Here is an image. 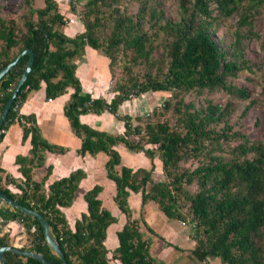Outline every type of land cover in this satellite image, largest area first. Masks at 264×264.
Segmentation results:
<instances>
[{
	"label": "trees",
	"instance_id": "1",
	"mask_svg": "<svg viewBox=\"0 0 264 264\" xmlns=\"http://www.w3.org/2000/svg\"><path fill=\"white\" fill-rule=\"evenodd\" d=\"M24 1L26 11L16 17L1 12L0 5V70L25 49L33 52L34 59L0 131L17 120L23 128L22 138L30 136L31 149L29 156L16 158L23 178L16 182L9 177L3 180L0 175V191L44 217L66 264H160L151 258L138 221L130 216V192L140 193L142 205L153 201L167 218L188 225L194 240L191 253L197 260L216 258L220 264H264V144L251 141L241 128L235 129L228 121L234 111L233 99L248 101L240 118L256 103V99H250L247 87L234 81L240 72L253 74L263 70L257 96L264 101V42L259 45V63L245 54V41L256 37L251 12L264 8V0H178L179 15L175 20L164 19L161 5L150 8L148 0H137L135 18L118 8L130 0H84L80 15L84 30L74 36L63 32L65 19L55 0H42L41 7H34L35 0ZM77 1H69L70 10L75 11ZM235 15L231 40L221 45L222 41L213 37L216 26ZM157 33L165 36L164 58L154 55L153 39ZM85 47L98 50L108 59L110 73L119 61H128L123 81L111 87L114 95L109 102H78L81 87L75 75V61L84 54ZM27 61L28 55H23L0 78V114ZM41 83L45 85L46 98L73 89L64 113L81 138L80 150L109 155L105 164L107 177L115 181L114 202L126 216V223L116 232L118 245L109 257L104 245L106 231L117 218L102 206L98 198L101 186L95 185L84 194L86 213L70 227L60 209L72 203L83 173L72 172L53 181L46 190L50 168L39 182L32 181V169L42 165L43 152L51 150V146L40 137L34 117L20 115L13 106H20ZM131 90L136 97L147 92L168 93L162 108L170 113L171 121L141 126L132 125L127 115L119 116L118 107L129 100ZM190 92L205 94L203 100L208 94L221 92L230 100L221 106L205 99L206 104L200 106L185 100ZM102 111L122 119L123 135H108L79 122L80 114ZM158 113L157 109L153 111L155 116ZM3 134L0 133V141ZM231 141L238 143L229 146ZM120 142L149 158L157 156L163 180H152V168L133 171L122 167L117 174L115 166L120 156L112 147ZM192 159L199 161L195 168L180 167L181 162ZM191 185L196 186L194 191H190ZM0 219L22 224L30 238L21 249L34 251L53 264L61 263L45 243L38 219L6 204L0 208ZM9 243L6 235L0 236V247ZM4 259L5 264H43L10 251L4 253Z\"/></svg>",
	"mask_w": 264,
	"mask_h": 264
},
{
	"label": "crops",
	"instance_id": "2",
	"mask_svg": "<svg viewBox=\"0 0 264 264\" xmlns=\"http://www.w3.org/2000/svg\"><path fill=\"white\" fill-rule=\"evenodd\" d=\"M68 36L80 33L82 25L76 23L75 19L70 23ZM75 75L80 82V93L78 102L80 105L94 99H104L109 102L114 95L110 87L109 61L98 50L85 47L84 54L76 59ZM73 93L72 88H67L66 93L55 97L46 98L45 85L41 83L40 88L30 91L25 100L20 104L18 113L22 116L34 117L35 127L40 137L46 141L51 150H45L43 163L40 167L31 171L32 181L39 182L44 178L47 168H50L49 175L45 181L44 188L58 179L68 177L72 172L81 171L83 177L76 187L72 203L68 207L60 210L64 214L70 227L80 218L82 213H86L87 205L84 194L93 186L99 185L102 190L98 198L110 213L117 218L115 224L110 225L106 231L105 247L108 249V257L118 245L116 232L121 230L126 223V216L122 214L116 203L114 195L116 193L115 181L107 177L105 164L109 155L104 151L95 154L82 152L81 138L70 126L69 120L64 113V107L70 101ZM141 107L145 110L152 106L149 102L143 104H121L118 107V115L131 116L137 114ZM129 114V115H128ZM108 111L101 113L87 112L78 116L79 122L90 129L103 132L112 136L124 134L125 126L122 119ZM133 125V124H132ZM22 125L13 121L5 130L0 141V175L2 179H10L20 182L23 178L19 171L16 158L19 156H29L31 143L30 136L22 138ZM120 156L119 164L115 166V172L120 173L122 167H128L133 171L138 168L151 169V178L154 182L163 180L161 163L158 157L149 158L142 151H134L123 143H117L113 147ZM7 188H13L6 184ZM0 201V208L2 207ZM134 206L138 208L134 216ZM128 207L132 219L138 221L139 230L147 240L148 252L152 259L160 264H218L216 258H208L204 261L197 260L191 253L194 247L191 229L187 224L182 225L180 221L167 218L159 209L158 205L149 201L142 205L140 193L130 192L128 196ZM161 212L163 215H159ZM6 235L10 241L9 246L27 242L28 235L24 227L15 221H4L0 219V236ZM20 246V248L22 247ZM219 261V260H218ZM110 264H119L118 261ZM220 264V262H219Z\"/></svg>",
	"mask_w": 264,
	"mask_h": 264
},
{
	"label": "rangeland",
	"instance_id": "3",
	"mask_svg": "<svg viewBox=\"0 0 264 264\" xmlns=\"http://www.w3.org/2000/svg\"><path fill=\"white\" fill-rule=\"evenodd\" d=\"M58 5L59 12L64 16L65 19V26L62 28L63 32L66 33L70 27V23L73 19H75L76 23L81 24L80 15L82 14V8L84 0H79L75 2V11L70 10L69 8V1L70 0H55ZM161 5V10L163 11L164 19H177L179 15V7H178V0H148V4L151 7H156V4ZM0 5L2 6L1 12L7 13L12 17L18 16L20 13L26 11V5L24 0H0ZM43 5L42 0H35L34 7H41ZM119 11L121 13H125L129 16L135 18V14L138 9V2L137 0H130L126 2H122L120 6H118ZM251 18L253 20V28L252 31L256 35L250 36V39L245 41V54L246 58L259 63L260 61V49L259 45L261 42H264V8H262L258 13L254 11L251 12ZM237 17H231L224 21L223 23L216 26L215 33L213 34L214 39L217 42L222 41L223 44H227L230 42L231 32L235 29V22ZM162 24V20H160ZM82 30H84L82 26ZM221 43V42H220ZM153 45L156 47L154 55L156 58H164V46H165V36L157 33L153 39ZM127 60H121L118 64L114 65L112 68V72L110 73V87H114L116 83H121L123 81V69L124 66L127 64ZM136 66L133 71L137 70ZM262 73L263 70H255L253 74L248 72H240L238 77L234 79V81L239 84L246 86L249 90L250 99H256L255 105L251 106L249 110L246 112L244 117L240 118L242 111L245 108V105L248 101H235L232 100L234 104V111L231 117L228 119L230 124L234 125L235 129L241 128L242 132L253 142H259L264 144V101L259 99L257 96L259 93V87L262 83ZM112 74V76H111ZM129 100L124 102V105L129 103L131 104H143V102H147V104H151V108L145 110V107H141L137 114L132 115L133 125H141L144 126L147 122H157V121H171L170 113L164 111L163 104L165 100L169 98V94L166 92H147L139 97L135 96L134 91H130L128 93ZM205 96H198L193 92H190L185 95L186 101H195L198 105L203 106L206 104V100L224 106L230 98L221 92H216L212 94H208L204 100L203 97ZM258 99V101H257ZM159 112L157 116L153 115V111L156 110ZM146 112H150V116L146 117ZM129 115V114H128ZM137 141V138H135ZM238 143V141H231L229 146H234ZM148 146V145H146ZM224 146V145H223ZM226 147V146H224ZM158 155V154H156ZM199 164L197 160H189L186 162H181V168L193 169ZM190 191H194L196 189L195 185L189 186ZM138 208L134 206L133 214L134 216L137 214ZM159 215H163L159 212ZM193 239V238H192ZM194 241V240H193ZM15 246H22V243H18ZM193 249V248H192ZM217 260V259H216ZM218 264L219 261L217 260Z\"/></svg>",
	"mask_w": 264,
	"mask_h": 264
},
{
	"label": "water",
	"instance_id": "4",
	"mask_svg": "<svg viewBox=\"0 0 264 264\" xmlns=\"http://www.w3.org/2000/svg\"><path fill=\"white\" fill-rule=\"evenodd\" d=\"M23 55H28V61L26 63L25 69H24L21 77L19 78L14 90L12 91L10 97L8 98L7 102L5 103V106H4V108L0 114V127L2 126L10 107L12 106L18 92L20 91L24 81L26 80L27 75L29 74V72L32 68L33 61H34L33 52L30 49L23 50L10 63H8L5 67H3L0 70V78H1ZM0 201L3 204H6L12 208L20 210L24 214L30 215V216L38 219V221L40 222V225L42 227L45 243L60 258V260H61L60 264H66V260H65V257H64L62 250L60 249V247L58 246L56 241L53 239V237L50 235L47 222L39 212H36L34 210L25 208V207L17 204L16 202H14L12 199H10L7 195L2 193L1 191H0ZM6 251H10V252H14V253H17V254H20L23 256L34 258L43 264H53L50 261H48L46 258H44L42 255H40L34 251H28V250H24L21 248L14 247V246H1L0 247V264H5L4 253Z\"/></svg>",
	"mask_w": 264,
	"mask_h": 264
},
{
	"label": "built area",
	"instance_id": "5",
	"mask_svg": "<svg viewBox=\"0 0 264 264\" xmlns=\"http://www.w3.org/2000/svg\"><path fill=\"white\" fill-rule=\"evenodd\" d=\"M110 85H111V83H110ZM18 109H19V104H16L15 106H13V110L14 111H17V113H18ZM148 116H150V112H146V117H148ZM20 120H22L23 121V119L21 118ZM5 131L4 130H1L0 131V133H4ZM135 138H137V137H135ZM15 222H18L19 224H21L18 220H14ZM180 223L182 224V225H184V223L183 222H181L180 221ZM22 225V224H21ZM34 229L33 228H31V232L33 231ZM17 248H20V246H16Z\"/></svg>",
	"mask_w": 264,
	"mask_h": 264
}]
</instances>
